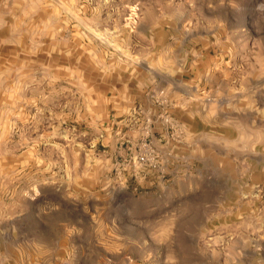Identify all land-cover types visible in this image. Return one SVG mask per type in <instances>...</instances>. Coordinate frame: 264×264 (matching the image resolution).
I'll use <instances>...</instances> for the list:
<instances>
[{"label": "rangeland", "instance_id": "rangeland-1", "mask_svg": "<svg viewBox=\"0 0 264 264\" xmlns=\"http://www.w3.org/2000/svg\"><path fill=\"white\" fill-rule=\"evenodd\" d=\"M0 264H264V0H0Z\"/></svg>", "mask_w": 264, "mask_h": 264}, {"label": "built area", "instance_id": "built-area-1", "mask_svg": "<svg viewBox=\"0 0 264 264\" xmlns=\"http://www.w3.org/2000/svg\"><path fill=\"white\" fill-rule=\"evenodd\" d=\"M137 164L138 167H147L149 169H155L157 164L152 157L148 156L147 154H138L135 156V165Z\"/></svg>", "mask_w": 264, "mask_h": 264}]
</instances>
